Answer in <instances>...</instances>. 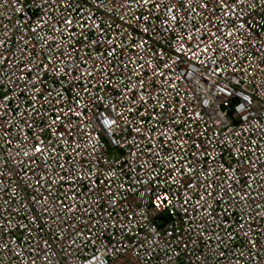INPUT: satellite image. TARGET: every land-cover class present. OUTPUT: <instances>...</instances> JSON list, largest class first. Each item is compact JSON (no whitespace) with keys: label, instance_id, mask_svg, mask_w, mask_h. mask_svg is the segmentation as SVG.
<instances>
[{"label":"built area","instance_id":"2783aa9c","mask_svg":"<svg viewBox=\"0 0 264 264\" xmlns=\"http://www.w3.org/2000/svg\"><path fill=\"white\" fill-rule=\"evenodd\" d=\"M0 264H264V0H0Z\"/></svg>","mask_w":264,"mask_h":264}]
</instances>
